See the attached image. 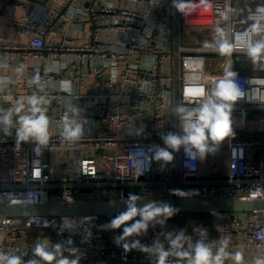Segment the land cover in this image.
I'll use <instances>...</instances> for the list:
<instances>
[{"label": "built area", "instance_id": "2783aa9c", "mask_svg": "<svg viewBox=\"0 0 264 264\" xmlns=\"http://www.w3.org/2000/svg\"><path fill=\"white\" fill-rule=\"evenodd\" d=\"M192 3L196 7L185 16L173 0H0V77L10 78L0 89V108L11 107L5 97L14 102L38 93L46 97L50 120L49 144L39 156L32 142L16 146L14 130L10 137L0 134V203L123 201L129 193L264 200V67L249 58L251 72H238L232 64L246 54L221 55L204 46L213 42L217 26L230 35L248 29L249 15L264 0ZM227 8L234 11L226 21L221 14ZM222 64L237 73L244 96L233 106V135L204 158L214 169L202 174L201 159L188 161L181 148L170 163L145 160L141 172L133 152L164 147L161 137L169 132L182 134L175 106L185 103L186 89L210 90L223 76L217 72ZM37 76L43 89L31 84ZM66 111L84 128L74 143L60 134ZM223 156L226 168L219 170ZM238 212L221 211L210 221L175 215L138 239L164 242L163 233L183 229L195 241L193 230L204 228L213 251L230 235L227 250L242 251L243 264H254L264 259V208ZM64 218L72 221L71 231L61 229ZM105 225L97 214L0 217V250L28 261L37 241L71 237L80 264H150L145 253H125L114 242L121 230Z\"/></svg>", "mask_w": 264, "mask_h": 264}, {"label": "clouds", "instance_id": "9594fccd", "mask_svg": "<svg viewBox=\"0 0 264 264\" xmlns=\"http://www.w3.org/2000/svg\"><path fill=\"white\" fill-rule=\"evenodd\" d=\"M201 4L206 0H200ZM174 7L185 16L196 5L192 0H173ZM234 11L227 8L221 15L228 20ZM251 21L248 29L243 32L229 34L220 26L215 28L213 42H204L205 47H216L221 55L231 56L233 51L239 50L249 57L253 65L264 67V6H258L255 12L248 17ZM259 37V38H256ZM2 66V65H0ZM19 72L20 69H17ZM10 82L8 77H0V89ZM31 84L43 89L39 76ZM31 86V85H30ZM244 96V92L237 83V73L231 70V65L225 68L223 76L218 78L210 90L204 87L186 89L185 103H178L174 114L179 121L182 134L169 132L161 138L164 147L153 146L145 153L143 149L133 152V158L143 171L144 161L170 163L174 159V152L183 148L188 161L204 159L209 154H215L222 143L233 135L231 114L236 101ZM11 103L9 108H0V134L6 137L13 136L17 147L24 142L34 144L33 151L39 156L50 140V120L47 115L46 97L33 93L16 99L5 97ZM195 106H189V105ZM73 114H79L80 109L72 107ZM61 137L63 141L74 143L84 134L83 125L70 119L68 112L61 120ZM186 166H188L186 162ZM40 171L36 173L39 178ZM173 194L184 196L182 190H174ZM141 197L129 193L122 202L125 210L118 213L104 227L107 230H121L120 235L114 238L117 246L122 247L125 253L133 250L145 253L150 258V264H225L231 259L234 264H243V252H229L228 246L231 236L222 237L219 247L213 251V245L206 243L207 229L197 228L193 231L199 238H193L185 230L163 233L164 242L154 241L152 244H143L138 237L146 234L150 227L163 226L172 218L178 209L166 202L150 201L138 203ZM15 203V201H13ZM28 203H34L29 200ZM45 222V227H48ZM62 230L71 231L72 221L64 218ZM71 237L62 243L50 244L43 239L35 243L32 248L34 258L25 261L21 255L0 250V264H80L81 254L78 248L72 246ZM165 244L167 246H165ZM65 252L68 255H65ZM171 258V259H170ZM254 264H264V259L257 258Z\"/></svg>", "mask_w": 264, "mask_h": 264}, {"label": "water", "instance_id": "95a60500", "mask_svg": "<svg viewBox=\"0 0 264 264\" xmlns=\"http://www.w3.org/2000/svg\"><path fill=\"white\" fill-rule=\"evenodd\" d=\"M150 201L166 202L178 209L175 215H208L221 211L237 212L264 208V200H239L234 198H167L141 199L138 203ZM125 210V204L120 200L42 202V203H0V217L29 216L34 214L52 217L80 216L97 214L98 216H116ZM174 215V216H175Z\"/></svg>", "mask_w": 264, "mask_h": 264}, {"label": "crops", "instance_id": "0c3cea01", "mask_svg": "<svg viewBox=\"0 0 264 264\" xmlns=\"http://www.w3.org/2000/svg\"><path fill=\"white\" fill-rule=\"evenodd\" d=\"M240 61L239 62H234L232 64V67L234 70L238 71V72H243V73H250L251 72V68L249 65V57H247V55H240L239 56ZM210 69L212 68V65H209ZM226 68L225 64H222L219 66V68L217 69L218 73H224V70ZM166 72H171V69L169 68V66L166 67ZM220 153L224 154V150L221 149ZM219 170H224L226 168V163H225V157L223 156V161H221L218 165H217ZM214 165H208L205 164L204 159L201 160L200 163V171L202 174H208L211 172L212 169H214ZM65 171L61 172L60 174H64Z\"/></svg>", "mask_w": 264, "mask_h": 264}, {"label": "trees", "instance_id": "16d2710c", "mask_svg": "<svg viewBox=\"0 0 264 264\" xmlns=\"http://www.w3.org/2000/svg\"><path fill=\"white\" fill-rule=\"evenodd\" d=\"M187 218H191V219H204V220H211L213 214H208V215H184ZM115 216H101L100 217V222L102 224H107L112 218H114ZM172 218H170L169 220H172Z\"/></svg>", "mask_w": 264, "mask_h": 264}, {"label": "rangeland", "instance_id": "374dc122", "mask_svg": "<svg viewBox=\"0 0 264 264\" xmlns=\"http://www.w3.org/2000/svg\"><path fill=\"white\" fill-rule=\"evenodd\" d=\"M240 4H242V3H240ZM240 6L242 7V6H243V4H242V5H240ZM238 213H239V214H241V213L243 214V212H241V211H240V212H238Z\"/></svg>", "mask_w": 264, "mask_h": 264}]
</instances>
